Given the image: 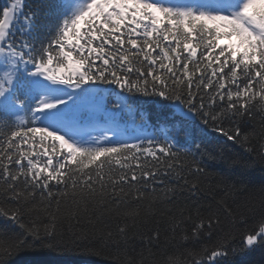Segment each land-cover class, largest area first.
I'll list each match as a JSON object with an SVG mask.
<instances>
[{
  "label": "snow or ice",
  "instance_id": "1",
  "mask_svg": "<svg viewBox=\"0 0 264 264\" xmlns=\"http://www.w3.org/2000/svg\"><path fill=\"white\" fill-rule=\"evenodd\" d=\"M105 217L115 233L96 229ZM0 219L19 229H0V264L97 232L100 248L124 244L121 264H251L264 253V0H9Z\"/></svg>",
  "mask_w": 264,
  "mask_h": 264
},
{
  "label": "trees",
  "instance_id": "2",
  "mask_svg": "<svg viewBox=\"0 0 264 264\" xmlns=\"http://www.w3.org/2000/svg\"><path fill=\"white\" fill-rule=\"evenodd\" d=\"M43 2L44 0H26V4L29 7H34L35 5ZM232 153L240 154L245 158L247 157V154H245L244 150L239 146H233ZM210 167L213 171H227V166L222 163L216 164L210 162ZM234 171L238 173L239 169H236ZM260 175L261 169L257 167L252 173V176L254 177V179L259 180ZM206 199H210V197H207ZM94 218L95 217L93 215V219ZM155 218L156 217L154 216L152 219ZM118 223H120V221L105 217L103 222L96 223L95 227L96 229H102L104 233H115ZM4 227H7L10 231L19 230L11 221L0 219V229ZM76 227L79 228L80 225H76ZM84 227L89 228L91 227V225H88L85 222ZM144 228L145 226H142L140 231H143ZM131 231L133 230H130V235ZM100 239V234L99 232H97L96 235L89 236L86 240L78 241L76 245L71 246V251L66 252H56L49 251L47 249H39V243L37 242L38 250L22 253L18 257L13 258L12 264H121V253L124 250V244L122 242L110 241L106 246L100 248ZM143 244L144 241H142L138 236L130 239L128 242L129 255L139 253ZM85 246L96 248L99 251V255L81 254L80 249ZM133 249L135 250V252H133ZM153 250L155 251V248ZM245 259L251 262V264H264V253H262L260 250H257L256 252L249 254ZM221 264H226V261H221Z\"/></svg>",
  "mask_w": 264,
  "mask_h": 264
},
{
  "label": "rangeland",
  "instance_id": "3",
  "mask_svg": "<svg viewBox=\"0 0 264 264\" xmlns=\"http://www.w3.org/2000/svg\"><path fill=\"white\" fill-rule=\"evenodd\" d=\"M192 2H199V0H192ZM221 42H226V41H224V40H222Z\"/></svg>",
  "mask_w": 264,
  "mask_h": 264
}]
</instances>
